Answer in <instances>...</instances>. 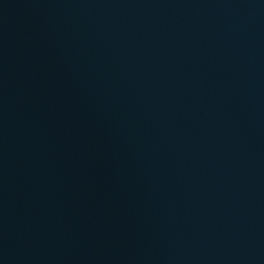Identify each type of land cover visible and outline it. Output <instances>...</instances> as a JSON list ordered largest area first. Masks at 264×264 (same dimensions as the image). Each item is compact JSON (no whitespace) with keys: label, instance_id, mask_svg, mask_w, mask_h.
Listing matches in <instances>:
<instances>
[{"label":"water","instance_id":"obj_1","mask_svg":"<svg viewBox=\"0 0 264 264\" xmlns=\"http://www.w3.org/2000/svg\"><path fill=\"white\" fill-rule=\"evenodd\" d=\"M0 264H264V0H0Z\"/></svg>","mask_w":264,"mask_h":264}]
</instances>
